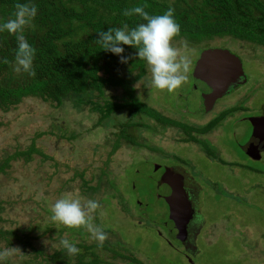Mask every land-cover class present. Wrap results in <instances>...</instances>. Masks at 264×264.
I'll list each match as a JSON object with an SVG mask.
<instances>
[{"label":"rangeland","instance_id":"1","mask_svg":"<svg viewBox=\"0 0 264 264\" xmlns=\"http://www.w3.org/2000/svg\"><path fill=\"white\" fill-rule=\"evenodd\" d=\"M184 41L192 62L186 82L171 93L152 88L146 64L134 91L162 116L193 127L238 108L209 133L195 135L200 143L184 142L187 136L180 127L144 116L141 120L150 129L139 128V145L121 141L115 150V134L127 121V110L99 122L95 107L105 100L122 102L119 87H105L100 98L96 92L69 96L58 107L28 97L9 110L0 109V166L5 164L0 172V229L17 234L0 235V250H21L0 264H61L50 259L59 252L68 264L80 255L91 261L89 252L103 264H264V150L256 157L250 154V144L257 145L247 122L251 114L264 115V48L229 36L196 44L175 37L173 46L182 49ZM212 48L237 55L247 81L231 87L205 111L199 88L209 84L191 75L201 52ZM21 152H30V157ZM163 168L183 174L189 199L193 204L197 199L196 216L189 222L199 227L191 242L194 252L169 231L174 226L164 202L169 188L159 180ZM80 174L96 186L95 193L81 189ZM67 193L99 201L93 223L108 235L102 246L83 227L51 220V206ZM62 238L80 248V254L70 257L60 245Z\"/></svg>","mask_w":264,"mask_h":264},{"label":"trees","instance_id":"2","mask_svg":"<svg viewBox=\"0 0 264 264\" xmlns=\"http://www.w3.org/2000/svg\"><path fill=\"white\" fill-rule=\"evenodd\" d=\"M17 2L34 3L38 9L33 22L35 27L25 30L28 42L37 50L33 62L36 75L33 77L27 73L17 74L10 64L2 62L3 58H7L14 63L17 42L15 36L7 32L0 33V109L9 110L28 97L50 101L58 107L69 96L96 92L100 98L105 87H119L123 92L122 102L105 100L104 104H96L95 107L99 122L109 119L116 111L127 110L128 119L119 124L115 134V150L119 148L121 141L131 146L139 145V128L150 129L141 120L144 116L163 126L170 124L180 127L187 136L184 142L200 143L195 135L209 133L238 109H227L206 125L193 127L164 117L141 102L135 94L134 84L145 76L147 63L135 56L138 49L122 45L125 48L124 55L131 58L127 63H121L119 56L103 50L95 42L101 31L122 27L124 24H128L131 29L145 22L138 16L125 17L123 11L126 8L148 4L149 7L145 10L150 15H162L169 7L174 8L175 19L181 26L180 35L177 37H185L194 44L204 39L229 36L264 48V0H0V23L12 16ZM191 77L195 80L193 75ZM195 88H198L197 85ZM177 111L180 112L179 109ZM262 115L251 114L249 117ZM19 154L30 157V152ZM4 165L0 166V172ZM171 169L173 168H169ZM79 178L81 189H85L86 193L96 192V186L85 180L83 174ZM185 183L188 184L186 181ZM111 187L116 188L115 184H111ZM189 201L196 216L197 199L194 204L192 200ZM169 222L172 223L170 220ZM172 231L174 232L173 229ZM0 235L17 236L14 231L1 229ZM25 244L30 245L28 241ZM196 248L193 244L194 251ZM83 249L89 252L90 248L84 246ZM89 253L92 256L91 261H84V255H80L75 264L102 263L94 252ZM59 255L60 252L53 254L51 261L68 264L69 259Z\"/></svg>","mask_w":264,"mask_h":264},{"label":"clouds","instance_id":"3","mask_svg":"<svg viewBox=\"0 0 264 264\" xmlns=\"http://www.w3.org/2000/svg\"><path fill=\"white\" fill-rule=\"evenodd\" d=\"M148 4L136 5L123 11L125 17L138 16L145 21L136 27L129 28L128 24L122 27L109 28L99 32V38L95 41L103 50L120 57L121 63H127L131 57L124 55L125 48L122 45L138 49L135 56L147 63L150 73L149 86L169 93L179 89L187 80L191 70V58L188 55L189 45L187 41L180 47L173 46V40L180 35L181 26L175 19V9L169 7L162 15H150L145 9ZM15 11L5 22L0 23V33L7 32L15 36L17 48L14 63L7 58L2 62L11 65L17 74L27 73L35 76L33 62L36 56V48L33 47L25 36L26 28H34V19L37 16V6L34 3H20L14 5ZM101 207L95 199L74 198L71 193L64 194L51 206V220L69 228L83 227L91 238L99 245L108 239L104 229L93 223V214ZM46 243V242H45ZM60 245L68 255L80 254L81 249L67 238L60 240ZM21 251L18 247L4 248L0 250V261H5Z\"/></svg>","mask_w":264,"mask_h":264},{"label":"water","instance_id":"4","mask_svg":"<svg viewBox=\"0 0 264 264\" xmlns=\"http://www.w3.org/2000/svg\"><path fill=\"white\" fill-rule=\"evenodd\" d=\"M193 76L204 80L210 88L201 89L205 111L211 109L217 99L222 98L230 87L246 83L241 59L225 48L203 50L195 63ZM252 131L253 143H264V115L248 119ZM160 183L169 187L164 200L169 209V220L173 223L175 238L184 241L187 228L193 217L192 204L183 187V176L165 169Z\"/></svg>","mask_w":264,"mask_h":264},{"label":"flooded vegetation","instance_id":"5","mask_svg":"<svg viewBox=\"0 0 264 264\" xmlns=\"http://www.w3.org/2000/svg\"><path fill=\"white\" fill-rule=\"evenodd\" d=\"M238 86V85H237ZM236 87V86H235ZM234 87V88H235ZM199 88V87H198ZM202 88H204V89H206V87H202ZM202 88H199V90L200 89H202ZM208 88H210V86L208 87ZM207 88V89H208ZM229 92V91H228ZM202 105H203V102H202ZM203 109H204V106H203ZM250 118V117H249ZM248 118V119H249ZM251 138H253V137H251ZM262 146H264V143H261V144H259V145H257L256 147L255 146H252V144H250V149H251V151L250 152H252V153H250V154H252V156H254V157H256V156H258L259 155V153L262 151V150H264V147L262 148ZM169 169V168H168ZM173 172H175V170H173V169H171ZM176 174H179V175H182V176H184L183 174H180V172H176ZM183 182H184V184H185V186H184V189L186 188V189H188L187 188V185H186V183H185V176L183 177ZM189 190H190V188H189ZM191 191V190H190ZM185 192H186V190H185ZM186 195H187V193H186ZM187 197L189 198V196L187 195ZM195 215L193 214V217H194ZM192 217V218H193ZM191 220H193V219H191ZM190 220V221H191ZM194 229H199V227H198V225H196V228H193V227H191V225H190V223H189V225H188V228H187V238H186V240L185 241H178L180 244H181V246H183V247H185V248H189V251L191 250V251H193L194 252V249H193V244H191V242H194V240L193 239H195V237H194V233L196 232L197 233V231H194ZM169 231H171V232H173L172 230H169ZM173 236H174V238H175V232H173ZM176 239V238H175Z\"/></svg>","mask_w":264,"mask_h":264}]
</instances>
